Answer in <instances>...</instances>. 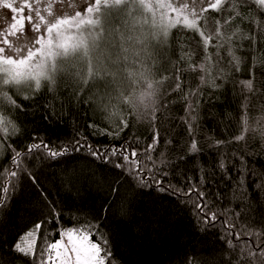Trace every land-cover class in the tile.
<instances>
[{
  "label": "trees",
  "instance_id": "trees-1",
  "mask_svg": "<svg viewBox=\"0 0 264 264\" xmlns=\"http://www.w3.org/2000/svg\"><path fill=\"white\" fill-rule=\"evenodd\" d=\"M127 3L131 6L111 17L108 27L113 31L105 33L99 46V71L96 57L78 53L57 59L55 85L43 81L39 91L6 88L19 108L8 111L11 106L0 95L2 114L11 121L7 131L0 125V192L9 188L6 203L0 206V264H38L41 253L48 264L50 245L67 230L88 233L102 249V258L110 252L104 264H224L236 252L224 244L232 239L225 220L236 226L241 235L238 247L245 245L250 255L255 254L247 245L251 240L264 243V87L260 86L264 73L256 70L264 64L261 18L253 14L258 25L252 30L248 21L225 25L227 13L209 11L207 21L198 18L201 40L192 29L171 27L175 19L159 14L163 9H158L157 0ZM215 21L216 30L208 35L205 25L211 30ZM217 33L219 47L214 51ZM248 36L253 38L251 45ZM193 41L201 46L195 47ZM180 54L186 63H180ZM249 57L251 67L245 70ZM239 63L240 71L234 72ZM249 73L254 93L240 83L249 79ZM93 76L96 86L88 91ZM101 101L111 107H99ZM192 105L197 151L191 150L187 131L186 115ZM122 121H128L129 128L113 139ZM90 124L97 133H92ZM154 128L160 134L157 146L150 153L152 160L142 163L162 181L160 187L173 186L165 192L115 169L119 157L104 164L82 150L56 160L34 152L12 161L13 149L25 153L28 144L39 142L33 137L61 150L86 135L89 143L102 149L130 143L139 162ZM221 140L226 142L217 145ZM29 173L37 177L51 208L27 178ZM192 186L205 192L206 211L217 212L218 222H204L205 216L194 207L199 201L194 194L173 198V191L187 192ZM53 210L59 213L58 220ZM41 220L45 223L34 237L35 252L14 251V243L21 242L18 237ZM245 229L259 238L244 240ZM255 264L261 261L256 259Z\"/></svg>",
  "mask_w": 264,
  "mask_h": 264
},
{
  "label": "snow or ice",
  "instance_id": "snow-or-ice-1",
  "mask_svg": "<svg viewBox=\"0 0 264 264\" xmlns=\"http://www.w3.org/2000/svg\"><path fill=\"white\" fill-rule=\"evenodd\" d=\"M145 0H141L144 3ZM18 12L13 18V14L0 24V95H3L4 99L11 106L8 111L14 108H19L20 105L16 103L11 96L5 92L6 88H29L37 91L41 81L49 82L53 79V76L57 70V59L58 58H71L78 53L90 54L97 59V70L100 69V52L99 46L102 41H105V33H111L112 28L108 27L111 23V17L124 12V6L127 0H44L46 7L43 9L40 7L41 0H17ZM158 9H163L164 11L159 14L163 17H167L169 14L175 17L174 22L171 27L182 30L183 28L192 29L195 33H198L202 40L201 32L197 30L198 18L203 17L205 21L209 18L205 16V13L209 11H215L216 13H227V16L223 17V23L225 25L236 26L240 23L248 21V26L252 30H255V26L258 25L256 19L253 18L259 16V34L264 36V0H171V3L165 4L162 0H157ZM207 7H204V4ZM83 4L82 10H77ZM199 6V10L197 8ZM149 11H152V5L149 3L147 5ZM11 12V9H9ZM25 10L27 14L25 15ZM12 13V12H11ZM43 13V14H42ZM191 17V19H189ZM25 25H27V31L32 33V35H25ZM87 25L89 27L85 28ZM214 27L211 30L205 25V31L208 35H212V32L216 30L217 21L214 22ZM75 28V34L68 36V29ZM214 51L219 47L217 40L220 39L219 33L216 34ZM248 44L251 45L253 38L248 36ZM195 44V42H192ZM238 43V41H236ZM203 45V43H202ZM200 44H195V47L199 48ZM260 49H264V43L259 45ZM204 51V50H203ZM188 55L191 56L192 53L188 51ZM230 60L239 62V58L227 54ZM181 54L179 55V60L181 64L186 63L185 60L181 59ZM88 55L85 59H88ZM219 60V55L217 56ZM224 62V61H221ZM251 67V58L249 57V63L245 65V70ZM258 71L264 73V64L257 67ZM234 72L240 71V63L238 69H233ZM187 73V72H185ZM97 77L93 76L89 80L90 87L87 88L88 91L92 90V87L96 86ZM249 91V93H254L256 87H254V81L249 73V79L240 82ZM264 87V84L260 85ZM185 87V85H184ZM79 91V89H77ZM29 99V97H24ZM96 107H98L96 105ZM99 107H111L110 104H104L102 101ZM195 105L189 109L186 115L187 121V131L192 137L191 150L197 151V144L195 140V128L193 127V121L195 117L192 115ZM4 108L0 107V125L4 126V130L7 131V125L11 124V121L6 118L2 113ZM15 131V126L12 125ZM88 127L92 130V133H97L95 125L90 124ZM129 128V122L122 121L119 123L116 129L117 136ZM105 136L110 135L108 132L103 133ZM159 132L155 130L152 131V140L147 145V148L139 153L140 161L138 162V153L135 148H130V143H120L119 146L113 145L107 148H101L99 146H93L89 143L86 135L80 136L76 141L69 146H64L61 150H54L49 143L45 142L42 138L33 137L34 140L39 142H33L27 145V151L21 153L15 151L12 156L13 163H16L18 158L23 156H31L34 152H43L50 159L56 160L58 158L70 155L73 153L81 152L82 150L86 152L93 159L101 160L102 163L107 164L110 160H114L119 157L121 162L113 164L115 169H120L122 172L132 176L139 183L144 186H155L158 191L165 192L171 190L173 186L166 185L165 187H160L162 181L157 180L152 173L151 168H147L142 161L147 158L149 161L152 160L150 153L155 150L158 140ZM226 141H217V145H222ZM132 143H135L133 141ZM225 167L223 160L219 163V168L223 170ZM147 173V174H146ZM12 176H16V172L11 173ZM163 175H167L164 173ZM27 178L36 187V190L40 194L41 198L49 204L46 195L39 187L37 177L32 176L30 173ZM152 180L153 185H149L148 181ZM203 184V179L200 181ZM15 188L16 185H13ZM257 188L260 185H256ZM9 193V188L4 187L2 192H0V206L6 203L7 194ZM193 194L199 198V201L194 202V207L205 216L206 224H213L218 222V213L215 211H206L208 209L209 201L205 199V192L198 190L195 186L188 189L187 192L180 190L173 191V198L177 197H192ZM54 211V210H53ZM54 215L57 220L59 218V213L54 211ZM239 216L240 213H235ZM50 222V221H49ZM45 221H38L34 227L27 231L26 234H22L18 237L21 242L14 243V251L23 253L25 255H30L35 252L33 240L36 236L38 230L41 229ZM225 228L228 230V235L232 239H226L224 244L226 245L229 252L233 248H236V252H233L229 256L224 264H255L256 259L264 264V243H257L256 240H251L249 244L254 250V255H250L249 252L245 251V245L239 246L241 235L239 232L235 231V225L229 223L227 220L224 222ZM245 234L243 236L244 240H250L252 235L259 234L250 233L247 229L244 230ZM63 235V234H62ZM233 240L237 241V245L233 244ZM22 243L25 246L22 247ZM60 242L52 243L50 249H56ZM107 244V241H103ZM92 248L95 250V255H99L100 249L99 245L93 244ZM59 255V253H57ZM110 252H105V257L101 258L98 264H104V259L110 256ZM44 253H41L38 259V264H47V261L43 259ZM51 259V255L48 256ZM77 260L80 259L79 254L76 257Z\"/></svg>",
  "mask_w": 264,
  "mask_h": 264
},
{
  "label": "rangeland",
  "instance_id": "rangeland-1",
  "mask_svg": "<svg viewBox=\"0 0 264 264\" xmlns=\"http://www.w3.org/2000/svg\"><path fill=\"white\" fill-rule=\"evenodd\" d=\"M127 1L129 2L130 0ZM162 2L168 4L171 3V0H162ZM131 3L134 4V2ZM127 5L128 3H126L124 8H128L131 6ZM203 6L207 7V4L205 3ZM40 7L42 9L46 7L44 0H41ZM82 7L83 4H81V7L77 10H82ZM9 9H11L12 13ZM198 10L199 8L197 9V11ZM17 12V0H0V24H2L4 20H7L12 14L13 18H15ZM26 14L27 10H25V15ZM168 16L171 19H175V17L171 14H169ZM189 19H191V17H189ZM84 27L87 28V25H85ZM25 29V35H32V33H29L27 31V25H25ZM75 32V28H70L68 29L67 35L71 36L75 34ZM57 241H59L60 243L57 245L56 249H53V253L51 255V259L48 261V264H98L99 260L102 258L101 252H99V255L97 256L95 255V250L92 248L93 244H99L91 241L89 234L86 232L67 230ZM57 253H59V255H57ZM77 254H79L80 256L79 260L76 259Z\"/></svg>",
  "mask_w": 264,
  "mask_h": 264
},
{
  "label": "clouds",
  "instance_id": "clouds-1",
  "mask_svg": "<svg viewBox=\"0 0 264 264\" xmlns=\"http://www.w3.org/2000/svg\"><path fill=\"white\" fill-rule=\"evenodd\" d=\"M121 2H123V0H121ZM129 72L131 73V70H130V69H129ZM55 83H56V80L53 78V79L50 81V85H55ZM43 86H44V82L41 81V84H40L39 88L37 89V91L41 90ZM147 87H148L149 89H151V88L153 87V83L150 81V82L147 84ZM125 99H128V98L126 97Z\"/></svg>",
  "mask_w": 264,
  "mask_h": 264
}]
</instances>
